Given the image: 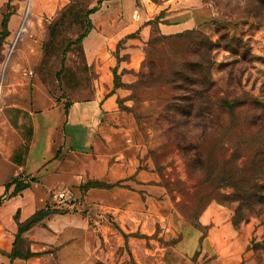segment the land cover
<instances>
[{"label":"rangeland","instance_id":"374dc122","mask_svg":"<svg viewBox=\"0 0 264 264\" xmlns=\"http://www.w3.org/2000/svg\"><path fill=\"white\" fill-rule=\"evenodd\" d=\"M1 1L7 16L19 11L20 20L0 46V156L15 141L18 149L13 160L17 155L16 159L25 158L34 131L33 114L43 111L46 103L55 109L52 120L61 121L64 127L57 137L66 135L55 158V176L40 184L47 192L43 209L55 212L50 217L57 219L53 228L40 225L24 233L19 250H31L37 238L78 242L79 246L84 241L91 251L85 264H264V217L258 208L248 212L244 205L241 216L245 220L236 229L233 219L238 204L222 197L231 196L234 190L217 191L204 172V182L196 184L201 174L180 150L167 144V120L180 108L171 107V93L161 86L158 66L178 64L179 57L199 60L201 53L194 44L202 38L179 39L173 46L175 61L158 59L152 52L148 58L155 64V72L147 77V43L156 35L151 33L144 42L142 55L135 57L136 65L126 52L127 37L107 49L100 59L104 64L97 70L95 64H89L93 58L87 60V56L92 57L102 38L94 32L86 38V53L78 39L85 31V12L94 7L100 10L99 0ZM206 1L213 17L200 32L214 44L212 78L219 96L233 100L249 95L264 104V0ZM78 16L83 19L77 20ZM155 49L158 54L172 53L163 45ZM99 77L102 82L96 81ZM112 95L115 113L100 121L101 115L94 116L93 99ZM252 114L244 109L241 115ZM99 124L109 127L105 134L97 130ZM250 130L243 121L227 133H214L200 146L202 160L218 162L232 154L239 158L246 153L239 146L243 144L241 135ZM45 143L42 137L35 147L37 160L48 152ZM191 145L195 154V143ZM235 162L219 164L218 170L235 171ZM18 181L31 188L39 183L22 176L9 183ZM97 181L114 185L89 189ZM214 189L224 204L208 199ZM60 190L68 192L65 204L53 198ZM3 201L0 196L1 205ZM211 204L227 212L226 221L218 224L222 244L215 237L209 239V226L200 224V210ZM65 217L75 224L71 232L65 228L69 224L62 219ZM227 223L231 227L226 228ZM63 246L50 250L55 254Z\"/></svg>","mask_w":264,"mask_h":264},{"label":"crops","instance_id":"0c3cea01","mask_svg":"<svg viewBox=\"0 0 264 264\" xmlns=\"http://www.w3.org/2000/svg\"><path fill=\"white\" fill-rule=\"evenodd\" d=\"M138 1L102 0L99 5L101 9H98L96 13L89 17L94 28L87 36V39L93 32L95 34L97 32L103 37L102 43L93 52L92 57L87 56V60L93 58L89 64H95L97 70L101 69L102 65L100 66V64H104V62H100V59H104L103 57L107 55V49L112 48L127 37L126 52L132 56L131 64L136 65L134 62L135 57L138 58L142 55L144 42L153 31L152 26L147 24L159 16H161L159 30L165 35L178 34L191 29H203L211 22L213 17L209 5L205 4L203 0H160L159 3H154L151 0ZM2 6V1L0 0V31L2 30L3 17L6 14ZM110 9L111 12L107 13ZM129 11H132L131 15H128ZM19 20V11L10 17L8 30L11 34L16 30ZM132 34H136L139 38L129 39V35ZM101 80L102 78L99 77L96 81L102 82ZM93 101L96 107L94 116L97 114L101 115L100 121L104 117H110L111 114L115 113L114 108H112L114 95L106 96L105 98L95 96ZM54 110L51 105L46 103L43 111L33 114V136L27 155H25L21 165L14 163L13 160L15 149H18L15 146V141L6 146L7 151L3 152V156H0V196L4 200L0 206V264H58L61 261H63L61 262L63 264H85L89 261L91 251L88 246H84V241L79 246L78 242L67 244L61 243V241L59 243L57 240L52 239L39 241L37 238L34 239L31 245V252L40 253V256L27 260L15 259L14 261L8 256L13 251L15 236L18 232V222L24 223L45 206L47 192L45 188L41 189L40 184L48 181L57 172L55 158L66 135L62 133L60 139L57 137L58 132L60 130L63 131L64 127L61 121L57 120V122L55 118L52 120L51 113ZM99 125L97 130L105 134L109 127L104 124ZM42 137L45 138V148L48 152L45 153V156L41 153L42 155L40 154L37 160V157L33 156V152ZM20 176L30 180H38L39 183L35 184L33 188L28 187L16 192V183L9 182ZM102 183L109 186L114 185ZM48 189H50V186L47 184L46 190ZM226 213L225 208L211 204L200 216V224L203 227L209 226L208 238L215 237L217 244H222L223 242L222 237L218 236V232L221 233L222 231L219 230L218 224H222L224 220L226 221ZM50 216L40 225L48 224L50 228H53L57 218L56 216ZM62 219L69 223L65 224V228L71 232L75 227L73 220L68 217ZM225 227L229 228L231 224L227 223ZM31 231H34V229ZM63 244L65 246L60 248L57 253L51 252L50 249ZM38 245L41 246L38 247Z\"/></svg>","mask_w":264,"mask_h":264},{"label":"trees","instance_id":"16d2710c","mask_svg":"<svg viewBox=\"0 0 264 264\" xmlns=\"http://www.w3.org/2000/svg\"><path fill=\"white\" fill-rule=\"evenodd\" d=\"M151 1L154 3L160 2V0ZM203 1L207 4L206 0ZM101 3L102 0H99L98 5ZM97 11L98 7H94L85 12L87 16L84 18L86 23L84 24L85 31L78 39L80 43H82L85 53V39L94 28L89 17ZM7 15L8 14H5L3 17L2 30L0 31V46L2 45V41L10 35L8 30L10 17ZM76 19L82 20L83 18L82 16H78ZM160 19L161 16L147 24L152 26V34L156 35L155 38H150L147 43V60L149 59L148 56L153 52L155 57L158 56V59L162 58L165 60V58H167L168 61H175L178 57L174 54L173 46L179 39L192 35H195V38H202V41H197L194 44L196 51L199 50L202 56H199V60L187 61L179 57L181 61L178 64H162L158 66L160 67L158 75L163 78L161 86L167 87L171 93L169 97L172 102L171 107L180 108L178 111L179 113H175V115L170 116L167 120V144L173 146V148L178 151L180 150L184 158L189 161L190 164L194 165V170H197L200 174L204 172L207 181L209 179L214 181L217 191L223 188H231L234 190V194L231 196L222 197H225L227 200L231 199V203L238 204L236 215L233 219V226L238 229L240 223L245 220L244 216H241L242 208H245L244 205L248 206V212L253 207L258 208V214L264 217V160L261 159L264 155V104L257 98L249 97V95L233 100L225 97L221 98L212 78L213 64L211 52L214 47L213 42L198 29H191L172 35L162 34L159 30ZM49 34L52 35L51 28L49 29ZM135 35L136 34H132L129 35V37H135ZM96 36L102 38L101 41H103V37L97 32ZM157 45L168 47V49L172 51L171 55L165 52L158 54L155 49ZM149 61L150 64H148V67L150 73L147 77L153 76L155 72V64H151L150 59ZM143 78H145V76ZM119 86L117 72L115 71L114 87L117 89ZM244 109H250L253 114L242 118L241 114ZM66 111L68 114V109ZM243 121L248 123L251 127L249 134L241 135L243 144H239L240 147L245 149L246 153L239 158L231 153L232 155L228 159L224 156L222 160L218 162H204L202 160V150L200 146L204 144L206 139L219 131L227 133L240 122L243 123ZM184 143H188V145L183 146ZM192 143L196 145H194L195 154L193 153ZM224 145L226 146V144ZM59 153L60 150L57 152V155ZM16 157L18 158V155L15 156L14 163H23V159H16ZM232 160L236 161L234 164L235 171L226 168L218 170L219 164L225 165ZM202 177L203 174H201L196 184H202L204 182ZM28 187V184L18 181L16 182L15 191L19 192ZM110 187L113 186L97 181L93 182L89 189H108ZM215 189L213 194L209 195L208 199L216 200L220 204H224L226 201L222 202L220 200V196H218ZM206 207L200 210L199 216ZM53 213L55 212H51L49 209H42L37 211L24 223L18 222V232L15 236L13 251L8 255L12 261L15 259L27 260L41 255L40 253L31 252L30 249L24 253L21 252L18 243L22 241L24 233L40 225ZM244 213L245 210L243 211V215H245ZM194 225L198 228V225Z\"/></svg>","mask_w":264,"mask_h":264},{"label":"built area","instance_id":"2783aa9c","mask_svg":"<svg viewBox=\"0 0 264 264\" xmlns=\"http://www.w3.org/2000/svg\"><path fill=\"white\" fill-rule=\"evenodd\" d=\"M53 198L56 202L60 204H65V202L68 199V192L64 190L57 191L54 193ZM0 206H1V202H0Z\"/></svg>","mask_w":264,"mask_h":264}]
</instances>
